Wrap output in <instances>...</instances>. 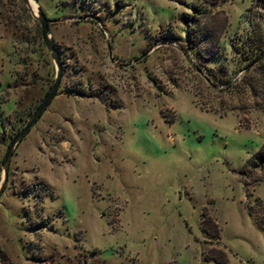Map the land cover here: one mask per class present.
Returning a JSON list of instances; mask_svg holds the SVG:
<instances>
[{
    "label": "rangeland",
    "instance_id": "374dc122",
    "mask_svg": "<svg viewBox=\"0 0 264 264\" xmlns=\"http://www.w3.org/2000/svg\"><path fill=\"white\" fill-rule=\"evenodd\" d=\"M32 1L60 77L9 156L0 264H213L201 259L212 246L228 264H264V162L251 158L264 142V0ZM34 15L0 0V183L56 69ZM183 15L222 26L214 55H195Z\"/></svg>",
    "mask_w": 264,
    "mask_h": 264
},
{
    "label": "trees",
    "instance_id": "16d2710c",
    "mask_svg": "<svg viewBox=\"0 0 264 264\" xmlns=\"http://www.w3.org/2000/svg\"><path fill=\"white\" fill-rule=\"evenodd\" d=\"M194 10L196 14H202V12H199L196 8ZM183 22L190 23L185 24L183 32L187 42L194 47L195 55L200 59H207L214 55L217 51V41L219 35L222 32V26H220L218 29H214V26L213 28L204 26V24L199 23V18L194 15H183ZM246 65L247 64L244 65V68H246ZM206 80L209 84H211V88L217 85L213 80H210L208 77L206 78ZM219 84H223L224 88L226 89L232 85L227 79L221 80ZM77 95L83 94L77 93ZM238 107L239 106L236 105H228L223 109L222 112H224V110L226 111L231 109H237ZM212 110L215 111V109ZM263 143L261 147L251 156V158L260 163L264 162ZM200 230L203 232V234L208 235L209 237L214 239V241L218 240V229L215 223L212 222L208 217H205L203 214L200 219ZM201 259L203 261H210L213 264H228L225 252L220 247L216 246L209 247L207 250L202 252Z\"/></svg>",
    "mask_w": 264,
    "mask_h": 264
},
{
    "label": "water",
    "instance_id": "95a60500",
    "mask_svg": "<svg viewBox=\"0 0 264 264\" xmlns=\"http://www.w3.org/2000/svg\"><path fill=\"white\" fill-rule=\"evenodd\" d=\"M35 15L34 18L39 26V36L40 40L43 44L44 49L48 53L49 58L52 60V62L55 65V73L54 77L52 79V82L50 86L48 87L45 94L42 96L38 104L33 108V110L30 112V114L27 116L26 120L22 124V126L17 130V132L11 137L9 140L5 153L2 158V180L0 183V191L2 188V185L5 181L6 176V168L9 160V156L11 154L13 146L23 137V135L28 131V129L32 126V124L35 122V120L39 117L42 110L47 106L51 98L53 97L55 90L57 88L59 77H60V65L58 61V55L57 51L55 49V46L53 45L52 41L50 40L48 33H47V27L49 19L45 17L44 13L42 12L41 8L35 5ZM253 62H249L247 64L250 65ZM208 83V81L206 80ZM209 84V83H208Z\"/></svg>",
    "mask_w": 264,
    "mask_h": 264
},
{
    "label": "bare ground",
    "instance_id": "6f19581e",
    "mask_svg": "<svg viewBox=\"0 0 264 264\" xmlns=\"http://www.w3.org/2000/svg\"><path fill=\"white\" fill-rule=\"evenodd\" d=\"M32 12L35 11V3L32 0H25Z\"/></svg>",
    "mask_w": 264,
    "mask_h": 264
}]
</instances>
